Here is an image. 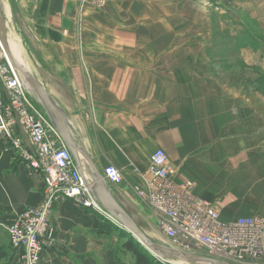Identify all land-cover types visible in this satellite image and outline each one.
<instances>
[{"label": "crops", "instance_id": "crops-1", "mask_svg": "<svg viewBox=\"0 0 264 264\" xmlns=\"http://www.w3.org/2000/svg\"><path fill=\"white\" fill-rule=\"evenodd\" d=\"M211 1L104 0L82 15L79 0L19 1L16 23L41 79L31 69L99 171L112 165L123 173L111 187L116 199L157 229L133 188L149 175L158 148L174 180L192 182L193 195L223 219L264 217V48L246 44L257 35L242 21L259 23L261 14L231 18ZM224 16L235 29L223 25ZM232 67L259 78L246 87L244 77L226 75ZM81 169L88 172L84 162ZM43 195L42 175L0 141V264H17L6 228ZM98 218L71 199L55 200L54 232L39 264H117L113 239L93 229Z\"/></svg>", "mask_w": 264, "mask_h": 264}, {"label": "built area", "instance_id": "built-area-1", "mask_svg": "<svg viewBox=\"0 0 264 264\" xmlns=\"http://www.w3.org/2000/svg\"><path fill=\"white\" fill-rule=\"evenodd\" d=\"M21 82L0 44V133L17 157L42 175L44 184L41 202L19 211L6 232L18 255L17 264H39L54 232L50 216L55 200L67 198L104 212L90 191L88 174L82 176L70 152L62 143L56 145L55 128ZM21 133L27 136L28 145ZM100 172L111 186L123 180V173L112 165ZM148 172L134 185V193L157 216L160 233L176 249L193 252L196 248L230 264H246L264 255L263 217L223 219L213 203L193 195L192 182L174 180L175 169L160 148L151 153Z\"/></svg>", "mask_w": 264, "mask_h": 264}, {"label": "water", "instance_id": "water-1", "mask_svg": "<svg viewBox=\"0 0 264 264\" xmlns=\"http://www.w3.org/2000/svg\"><path fill=\"white\" fill-rule=\"evenodd\" d=\"M0 44L13 69L19 73L20 77L24 76L33 86L35 92H28L46 113L48 119L55 128L61 143L72 155L76 169L82 176H84V174L81 169V164L84 162L87 165V174L91 180L90 191L102 210L118 222V224L115 223L116 225L128 232L144 249L161 262H167L170 264H230L223 260L211 258L198 253L159 245L138 227L131 215L115 199L110 191L109 184L105 181L103 175L93 163L87 149L73 136L65 115L53 96L47 91L34 72L12 60L7 45L1 3Z\"/></svg>", "mask_w": 264, "mask_h": 264}, {"label": "rangeland", "instance_id": "rangeland-1", "mask_svg": "<svg viewBox=\"0 0 264 264\" xmlns=\"http://www.w3.org/2000/svg\"><path fill=\"white\" fill-rule=\"evenodd\" d=\"M19 1L20 0H4V3L2 5L3 12L5 14V19H6L8 27H9V30H11V32H12L11 39L13 40V38H14L13 36L19 37L21 45H22V47H24L25 52H26V56H27V58L29 60V63L31 65L30 68H32L36 73H38L37 75L40 78L38 68H36V65L32 62L31 58L29 57V52L30 51L28 49V44L25 43V42H27L28 39H26L22 35L23 34L22 28H21L22 24L20 23V24L17 25V23H16V19H17L16 17H19L16 14H17V11L20 10V6H19L20 2ZM212 1H214V0H212ZM215 1H216L215 5L219 9H223V10L225 9L226 10V8H227L228 12H230V13H228V14L225 13L224 15L231 16V18H233L235 16H239L240 17L242 13H248L249 14V12H251V14L255 13L256 14L255 16H258L257 14H261L259 16V18H258V22L259 23L255 22V20L253 19L254 18L253 16H249L252 19L251 18H247V17H243L242 21L247 25L249 30H251V34L250 35H252L254 33L255 35L258 36V37L256 36V39L255 38L253 39L252 36H251L250 40H247L248 42L246 44H252V46H255V47H257L259 45V46H263V48H264V0H260V1L259 0L258 1L257 0H215ZM238 1H243V2L246 1L245 2V10L238 9V6H237L238 5ZM81 3H83V7L81 9L79 8V13H81V15H82L84 10L86 9V6L88 4L92 5L95 8L100 9V8H102V6H104L105 2H104V0H79L78 7H80ZM8 8H10L11 11H12V16H11L12 18L10 17ZM226 19H228V18H226ZM226 19H225V16H224V18L220 19V20L222 22H224L223 25H225L226 27L228 25L230 27H232V24H230V22H227ZM233 29H235V28H233ZM247 46H249V45H247ZM263 58H264V56H263ZM226 75H230L231 78L233 76L235 79H237V77H244V79L247 82L246 87L249 86V80L250 79L253 80L254 78H256V79L259 78V72L258 71H254V70H252L249 67L246 68V69L239 68V67H237V68L236 67H232V68H230L227 71ZM259 86L261 87V91H263V93H264V81H262V83L259 84ZM20 136L22 138L23 135L21 134ZM0 141H3L6 146L7 145L9 146V144H10V142L8 140H4L3 139L2 133H0ZM121 201L126 206V209H128V211L130 210L129 212L131 213V216L133 215V218L136 221V223L138 224V226L141 229H143L150 237H152L154 240H158L157 242H160V243H165V244L171 243L169 240H167L160 233L159 229H157L156 227L150 226L145 220H142L141 218L137 217L131 211L132 210L131 206L128 203L124 202L123 200H121ZM98 215H99L100 219H103L102 217L107 218L102 213H98ZM135 218H137V219H135ZM100 226L103 228L102 234L107 236V238H112L113 239L116 249L121 245V243L123 241H125V239L127 237L126 234H125L126 232H121V231H119V230H117V229H115L113 227L107 226L104 221L102 223H100ZM193 252H196L198 254L205 255V256L207 255L202 250H199V249H196V248L193 249ZM119 256L122 257V259L124 261H127L130 264H132L133 259H132L131 255L129 253L120 251ZM163 263L170 264V263H167V262H163ZM238 264H243V263H238ZM246 264H264V255L262 257L254 259V260H252V261H250V262H248Z\"/></svg>", "mask_w": 264, "mask_h": 264}, {"label": "trees", "instance_id": "trees-1", "mask_svg": "<svg viewBox=\"0 0 264 264\" xmlns=\"http://www.w3.org/2000/svg\"><path fill=\"white\" fill-rule=\"evenodd\" d=\"M103 219H96L94 221L93 229L97 232L102 234L103 228L100 226V223L103 221L106 223L107 226L113 227L121 232H126L118 225L108 220L107 218L102 217ZM126 234V239L121 243V245L116 249L117 253V264H126L123 262L119 256L120 251L127 252L131 255L133 262L132 264H165L161 261H158L151 253H149L146 249H144L138 241H136L129 233Z\"/></svg>", "mask_w": 264, "mask_h": 264}, {"label": "bare ground", "instance_id": "bare-ground-1", "mask_svg": "<svg viewBox=\"0 0 264 264\" xmlns=\"http://www.w3.org/2000/svg\"><path fill=\"white\" fill-rule=\"evenodd\" d=\"M0 3H1V10H2V15H3V18H4V22H5V31H6V36H7V45H8V48L10 50V53H11V57H12V60L15 61V63H18L20 65H22L23 67L29 69L30 71L34 72L31 68H30V63H29V60L26 56V52H25V49L24 47H22L21 45V42H20V39L19 37H16V36H13V40L11 39V30H9V27L7 25V22H6V19H5V14L3 12V3H4V0H0ZM31 62V61H30ZM35 73V72H34ZM21 83L23 84V86L26 88L27 91H34V88L33 86L31 85V83L24 77V76H21ZM44 85V84H43ZM46 88V87H45ZM33 92V93H34ZM111 185H109V188H110V191L112 192V189H111ZM113 194V192H112ZM114 195V194H113ZM115 197V196H114ZM116 199V197H115ZM117 200V199H116ZM117 202L124 208V206L117 200ZM125 209V208H124ZM126 210V209H125ZM127 211V210H126ZM104 212V211H103ZM108 219H110L112 222L118 224V222L113 219L111 216H109L108 214H106L105 212L103 213ZM132 217V216H131ZM133 218V217H132ZM134 220V218H133ZM135 221V220H134ZM136 222V221H135ZM138 225V224H137ZM139 227V226H138ZM140 228V227H139ZM141 229V228H140ZM149 238H151L153 241H155L156 243H158L159 245H162V246H165V247H170V248H175L176 247L174 245H172L171 243L169 244H165V243H160V242H157L158 240H154L152 237H150L143 229H141ZM125 231V230H124ZM128 233V232H127Z\"/></svg>", "mask_w": 264, "mask_h": 264}]
</instances>
